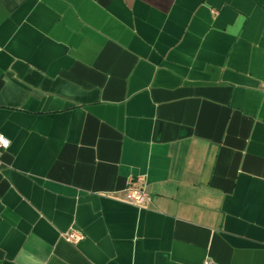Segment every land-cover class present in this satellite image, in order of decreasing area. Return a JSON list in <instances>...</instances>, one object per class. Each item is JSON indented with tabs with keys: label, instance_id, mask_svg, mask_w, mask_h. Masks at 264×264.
<instances>
[{
	"label": "crops",
	"instance_id": "1",
	"mask_svg": "<svg viewBox=\"0 0 264 264\" xmlns=\"http://www.w3.org/2000/svg\"><path fill=\"white\" fill-rule=\"evenodd\" d=\"M0 134V264H264V0H0Z\"/></svg>",
	"mask_w": 264,
	"mask_h": 264
},
{
	"label": "built area",
	"instance_id": "2",
	"mask_svg": "<svg viewBox=\"0 0 264 264\" xmlns=\"http://www.w3.org/2000/svg\"><path fill=\"white\" fill-rule=\"evenodd\" d=\"M10 145V141L0 134V164H1V153L7 149ZM144 180L141 177L130 178L127 188L125 190L126 200L130 204L141 206L151 200L150 194L144 188ZM67 239L73 242H78L82 239V236L71 232L67 234ZM204 264H212L210 261H206Z\"/></svg>",
	"mask_w": 264,
	"mask_h": 264
}]
</instances>
